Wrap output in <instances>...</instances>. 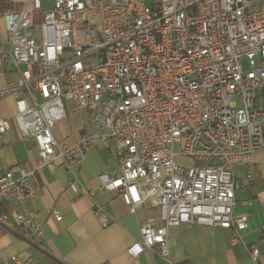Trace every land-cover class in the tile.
Wrapping results in <instances>:
<instances>
[{
  "label": "built area",
  "instance_id": "obj_1",
  "mask_svg": "<svg viewBox=\"0 0 264 264\" xmlns=\"http://www.w3.org/2000/svg\"><path fill=\"white\" fill-rule=\"evenodd\" d=\"M2 15L9 49H0V70L14 67L19 76L0 88V98L14 97L13 118L34 139L40 167L55 169L60 159L68 189L90 196L77 168L97 141H113L121 165L99 176L100 188L117 192L131 213L145 204L160 209L162 224L140 226L127 250L132 257L151 249L173 264L170 227H247L246 214L233 215L234 166L264 149V3L53 0L45 11L43 0H29ZM68 103L87 110L97 130L73 145L53 132ZM11 127L0 118V134ZM34 172L22 163L0 175V234L7 228L40 245V212L4 208L36 197ZM94 213L102 226L111 223L102 206ZM251 256L259 258L257 246ZM13 259L34 264L28 256Z\"/></svg>",
  "mask_w": 264,
  "mask_h": 264
},
{
  "label": "crops",
  "instance_id": "obj_2",
  "mask_svg": "<svg viewBox=\"0 0 264 264\" xmlns=\"http://www.w3.org/2000/svg\"><path fill=\"white\" fill-rule=\"evenodd\" d=\"M10 6L0 9V49H9L4 11L21 10L29 0H9ZM257 4L264 0H254ZM44 10V1H43ZM14 67L0 70V88L17 79ZM17 111L14 97L0 98V118H10L12 127L0 134V175L8 168L29 163L35 168L32 181L37 195L28 204L14 202L5 209H18L23 213L39 211L44 230L40 245L30 242L19 233L2 228L0 234V264H18L13 257H31L34 264H169L153 250L147 249L138 257L128 253V247L140 237V226L145 222L162 224L161 211L149 204L131 213L121 196L115 191L100 188L99 176L115 175L121 160L115 156L116 143L109 147L97 141L85 161L77 168L81 182L93 194L77 195L68 189L69 173L56 161L51 169L40 167V156L34 139L24 137L15 121ZM58 141L73 145L85 133H96L89 123L87 110L76 111L67 104V117L53 129ZM250 172L254 173L248 178ZM239 186L235 191L234 216L247 215V227L241 231L204 225L182 224L169 228V245L173 264H264V149L253 156L249 164L234 166ZM102 206L112 218L104 227L94 213ZM57 211L62 220H56ZM239 241L233 243L232 236ZM260 249L255 261L251 247Z\"/></svg>",
  "mask_w": 264,
  "mask_h": 264
},
{
  "label": "rangeland",
  "instance_id": "obj_3",
  "mask_svg": "<svg viewBox=\"0 0 264 264\" xmlns=\"http://www.w3.org/2000/svg\"><path fill=\"white\" fill-rule=\"evenodd\" d=\"M43 1H44V10L45 11L50 10L53 7V0H43ZM36 20H37V22H40L42 20V16L40 14H37ZM37 26L38 25H36L34 30H37ZM243 64H244L245 69H248L247 65L245 63H243Z\"/></svg>",
  "mask_w": 264,
  "mask_h": 264
},
{
  "label": "trees",
  "instance_id": "obj_4",
  "mask_svg": "<svg viewBox=\"0 0 264 264\" xmlns=\"http://www.w3.org/2000/svg\"><path fill=\"white\" fill-rule=\"evenodd\" d=\"M10 6L9 0H0V9H5Z\"/></svg>",
  "mask_w": 264,
  "mask_h": 264
}]
</instances>
